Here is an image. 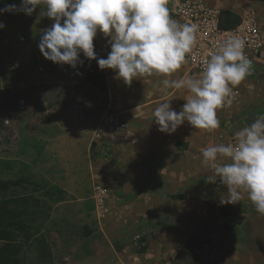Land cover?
I'll use <instances>...</instances> for the list:
<instances>
[{
  "label": "rangeland",
  "instance_id": "1",
  "mask_svg": "<svg viewBox=\"0 0 264 264\" xmlns=\"http://www.w3.org/2000/svg\"><path fill=\"white\" fill-rule=\"evenodd\" d=\"M20 3L17 0L15 4ZM4 5L0 3V8ZM0 23L4 25L0 29V159L13 166L12 171L0 166V180L29 177L34 183L48 182L65 191L62 201L47 199L42 191L34 192L36 187L27 184L0 193V200L31 194L46 211L40 224L52 248V262L38 261L34 248L24 246V264H122L123 248L110 245L93 200L95 183L110 189L121 185V169L113 152L101 157L91 151L92 134L100 117L95 114L103 106V97L90 93L80 65L76 69L56 65L39 51L43 31L54 23L46 16L43 4L31 16L0 15ZM69 72L77 78L70 86L61 82ZM73 92L82 95L80 100L73 98ZM217 117L221 126L212 132L211 141L231 143L234 133L227 132L226 124L240 130L244 126L239 125V115L234 109H219ZM190 187L194 199L204 198L207 204H214L217 197L227 198V187L219 180L212 184L194 178ZM246 201L251 202L245 194L239 203ZM208 224L222 239L229 231L213 216L208 217ZM240 234L237 231L236 236ZM125 242L126 250L138 252L131 241V246ZM241 245V241L229 239L230 248H243Z\"/></svg>",
  "mask_w": 264,
  "mask_h": 264
},
{
  "label": "crops",
  "instance_id": "2",
  "mask_svg": "<svg viewBox=\"0 0 264 264\" xmlns=\"http://www.w3.org/2000/svg\"><path fill=\"white\" fill-rule=\"evenodd\" d=\"M205 1L240 17L248 9H254L264 32V0ZM177 2L168 0V6ZM96 38L100 58L106 59L111 51L109 38L99 32ZM80 69L83 79L84 66ZM104 72L105 91L85 84L94 97H103V106L95 114L97 117L112 110L122 113L128 124L126 131L112 138L113 158L121 169V185L119 189L109 188L110 214L101 221L108 231L105 237L110 245L123 248L124 254L120 253L122 264H172L190 238L203 240L205 237L220 246L229 264H264V215L257 213L252 202L233 207L222 204L217 197L214 204H207L204 198L194 199L192 195V180L197 178L206 182L207 176L211 175L209 166L203 163L201 150L214 145L211 134L215 130L195 129L185 121L169 135L160 132L154 121L153 112L158 104L171 100L172 109L179 112L186 103L183 98L188 94L183 89L166 88L163 80L198 77L201 73L193 72L186 61L171 77H137L130 84L118 78L114 70L104 69ZM62 79L63 84L70 86L76 84L77 78L69 72ZM238 88L242 96L233 109L240 117V126L250 125L258 116L264 115V47L257 65ZM71 95L77 100L82 96L77 92ZM226 125L228 133L235 134L239 128ZM177 196L181 198H173ZM210 216L217 224L229 228L224 239L208 224ZM237 231H241L242 236L237 237ZM136 233L142 234L147 241L144 252L123 247L125 241L131 246L130 241ZM230 238L241 241L243 248H230ZM182 256L187 255L183 253ZM205 259V256L200 257V264H220L205 262Z\"/></svg>",
  "mask_w": 264,
  "mask_h": 264
},
{
  "label": "clouds",
  "instance_id": "3",
  "mask_svg": "<svg viewBox=\"0 0 264 264\" xmlns=\"http://www.w3.org/2000/svg\"><path fill=\"white\" fill-rule=\"evenodd\" d=\"M41 4L54 21L38 44L46 60L76 69L84 64L82 53L101 70H114L128 84L137 77H171L196 43L197 25L173 19L168 0H21L19 6L5 4L0 15L31 16ZM3 27L0 23V29ZM98 32L109 38L111 51L106 59L97 58L94 50ZM244 48V40L234 35L209 54L198 77L165 78L166 88L188 94L179 112L172 109L171 100L154 109L159 131L171 135L185 121L209 132L220 128L217 111L232 106L237 95L234 89L252 71ZM201 152L203 163L211 169L206 182L219 180L227 187V198L221 203L237 204L246 194L264 215V115L236 131L231 143L209 145Z\"/></svg>",
  "mask_w": 264,
  "mask_h": 264
},
{
  "label": "built area",
  "instance_id": "4",
  "mask_svg": "<svg viewBox=\"0 0 264 264\" xmlns=\"http://www.w3.org/2000/svg\"><path fill=\"white\" fill-rule=\"evenodd\" d=\"M168 8L170 16L178 23L197 25L196 43L185 60L193 72L202 73L209 54L215 52L226 39L234 35L244 40V52L252 62V70L257 65L264 47V32L254 9H248L238 24L225 29L221 27V10L208 5L205 0H178L176 4L169 5ZM234 91L237 95L232 106L222 108L223 110L233 109L240 100L242 91L238 87ZM127 127V121L122 113L105 111L99 117L92 134V153L96 156L109 157L112 154V138L126 131ZM110 195V189L107 186L94 184L93 200L100 223L110 214ZM131 242L138 251L147 247V241L140 233L134 234ZM195 254L199 258L205 256V262L229 264L220 246L212 242L200 243Z\"/></svg>",
  "mask_w": 264,
  "mask_h": 264
},
{
  "label": "trees",
  "instance_id": "5",
  "mask_svg": "<svg viewBox=\"0 0 264 264\" xmlns=\"http://www.w3.org/2000/svg\"><path fill=\"white\" fill-rule=\"evenodd\" d=\"M17 0H0V3L15 4ZM241 17L231 11H221V27L228 29L238 24ZM94 50L97 58H100L97 46V38L94 39ZM84 61L83 79L89 85L105 91L107 88L106 76L104 70L98 67L95 60L89 61L81 53ZM0 166L6 170L12 171L13 166L10 161L0 159ZM36 187V191H42L47 199H55L62 201L65 191L48 182L34 183L29 177H21L18 180H0V193L8 192L12 188L24 187V185ZM180 199V196L173 197ZM40 201L33 195H23L15 198L0 200V264H24L21 257L22 247H33L36 252V258L40 262H52L53 252L43 229L40 220L46 211L40 208ZM207 235L210 231L207 230ZM202 242H211L209 237L203 240L190 238L183 248L181 254L178 255L176 261L172 264H179V260L183 253L187 254L184 264H200V258L195 254L197 246ZM145 249L139 252H144Z\"/></svg>",
  "mask_w": 264,
  "mask_h": 264
},
{
  "label": "water",
  "instance_id": "6",
  "mask_svg": "<svg viewBox=\"0 0 264 264\" xmlns=\"http://www.w3.org/2000/svg\"><path fill=\"white\" fill-rule=\"evenodd\" d=\"M216 212V209L214 208V213Z\"/></svg>",
  "mask_w": 264,
  "mask_h": 264
}]
</instances>
